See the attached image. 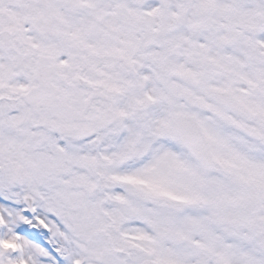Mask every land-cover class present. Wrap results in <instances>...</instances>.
<instances>
[{"label": "snow or ice", "instance_id": "1", "mask_svg": "<svg viewBox=\"0 0 264 264\" xmlns=\"http://www.w3.org/2000/svg\"><path fill=\"white\" fill-rule=\"evenodd\" d=\"M0 264H264V0H0Z\"/></svg>", "mask_w": 264, "mask_h": 264}]
</instances>
